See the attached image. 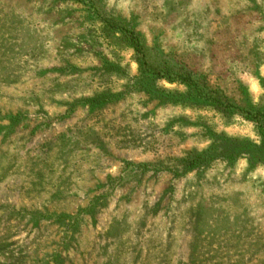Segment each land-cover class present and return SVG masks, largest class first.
Listing matches in <instances>:
<instances>
[{
    "label": "rangeland",
    "instance_id": "obj_1",
    "mask_svg": "<svg viewBox=\"0 0 264 264\" xmlns=\"http://www.w3.org/2000/svg\"><path fill=\"white\" fill-rule=\"evenodd\" d=\"M0 264H264V0H0Z\"/></svg>",
    "mask_w": 264,
    "mask_h": 264
},
{
    "label": "trees",
    "instance_id": "obj_2",
    "mask_svg": "<svg viewBox=\"0 0 264 264\" xmlns=\"http://www.w3.org/2000/svg\"><path fill=\"white\" fill-rule=\"evenodd\" d=\"M107 25L112 26L115 30L121 31V34L124 36L125 40L130 43L134 52L138 56L137 61L142 69H150V73H152L154 76H157L161 73V70L155 66L148 68L150 66L148 63V48L144 45L138 34H136L134 31L129 30L120 22L114 19H110Z\"/></svg>",
    "mask_w": 264,
    "mask_h": 264
}]
</instances>
